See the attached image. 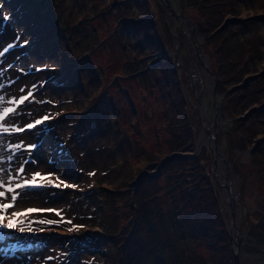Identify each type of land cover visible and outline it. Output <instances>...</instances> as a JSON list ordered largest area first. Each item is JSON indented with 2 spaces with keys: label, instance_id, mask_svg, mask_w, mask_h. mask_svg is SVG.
<instances>
[{
  "label": "rangeland",
  "instance_id": "1",
  "mask_svg": "<svg viewBox=\"0 0 264 264\" xmlns=\"http://www.w3.org/2000/svg\"><path fill=\"white\" fill-rule=\"evenodd\" d=\"M168 1L174 12L162 0H0V13L8 17L0 22V112L5 107L15 109L6 122L0 121L8 128L0 130V178L15 188L39 172L38 186L16 190L15 207L45 209L16 219L24 221L16 229H0L5 236L0 240V264H178L174 257L187 243L208 257L211 251L205 247V237H189L190 226L197 224L195 217L183 218L179 201L175 204L166 194L167 187L179 181L178 176L168 175L180 168L201 169L213 185L228 235L227 193L212 173V149L195 111L191 81L176 63L194 74L190 79L199 92L207 131L213 139L216 129L218 148L227 159L226 171L217 157L216 173L234 195L242 234L239 244L251 254L264 256V244L244 223V216L254 218L264 212V187L251 182L248 158L251 149L259 154L258 146H264V81L258 80L261 90L248 105L257 110L245 119L230 116L225 110L227 97L258 75L247 82L244 77L227 81L226 87L218 88L212 75L214 47L205 40L209 34L199 38L204 24L200 9L205 6L201 0ZM222 8L218 25L239 19L227 22L222 30L236 34L245 48L246 38L251 37L259 48L252 52L251 68L244 76L263 70L264 0H228ZM8 45L15 46L4 52ZM197 45L207 68L196 54ZM166 62L177 66L173 79L183 97L178 100L160 71ZM237 83L244 86L227 90ZM23 94L28 99L16 105ZM214 99L220 105L218 118ZM228 116L235 118L227 121ZM178 117L186 119L191 136L171 150L170 127L177 126L171 123ZM250 117L258 123V131L242 148L234 129L239 121L246 125ZM37 120L41 123L27 127ZM167 156L170 160L162 163ZM106 202L115 210H101L100 204ZM159 207L164 212H158ZM167 210L173 213L169 216ZM19 227L29 236H20L24 232ZM56 233L63 236L46 237ZM238 233L234 230L232 235L238 239ZM229 245L233 253L234 242ZM257 259L245 254L240 262L256 264Z\"/></svg>",
  "mask_w": 264,
  "mask_h": 264
},
{
  "label": "trees",
  "instance_id": "2",
  "mask_svg": "<svg viewBox=\"0 0 264 264\" xmlns=\"http://www.w3.org/2000/svg\"><path fill=\"white\" fill-rule=\"evenodd\" d=\"M199 2V0H196ZM228 0H214L212 3H208L206 0H201V4L205 7H202L201 16H204V24L200 27V32L203 34H209L205 39L207 43H211L214 47L213 54L216 62L215 70L213 73L216 76L217 81L219 82L218 88L226 87L225 83L228 82H237V80L242 79L247 72V69H250L249 62L254 56H251L258 50V45L252 44L251 37L246 38L248 48L244 47L242 41L238 36L233 37V32H227L226 30H219L216 33H210L213 28L218 25L223 18V3ZM236 1V0H235ZM208 3V4H207ZM251 20V19H250ZM199 32V30H198ZM259 38L256 39L259 43ZM156 42V40H155ZM251 44L254 46L251 48ZM259 51V50H258ZM254 52V53H252ZM258 54V52H257ZM249 56V59L246 57ZM258 55H256V58ZM161 67L163 73V80L165 82H169V85L172 86L174 91V100L175 98L180 99L183 98L181 96V92L178 90L176 86V81L173 79V68L174 65L172 63H164ZM258 80L264 81V75H258V79L248 84L244 89L238 88L233 94L232 97H227V105L225 106V110L230 113V116L238 117L239 114L243 113L251 104L252 100L255 99L261 88L258 85H261ZM258 82V85L256 84ZM258 86V87H257ZM184 120L180 117L176 119V121L171 124L177 125L175 128L170 127V142L168 146L171 150H175L177 146H182L186 144L188 138L191 136V132L189 131L188 123H184ZM182 121V122H181ZM240 123V125H239ZM238 123V128L234 129V135L236 137L235 140L238 143H242L243 147L245 144L250 141L251 138L255 136L258 131L257 122L251 119L246 125H243L241 121ZM180 124V125H179ZM230 136L231 131L228 132ZM235 147V146H233ZM259 150V154H257L255 149H251V153L249 155V167H251V171L253 172L251 175V179L254 185H259L260 187H264V167H262L264 162V146L261 145V148H257ZM263 157V159H261ZM262 163V164H261ZM197 165H193L194 169ZM180 168L179 166L176 168ZM175 169V170H176ZM181 169V168H180ZM179 169L178 173L168 175L169 178H173V175L178 176L179 181L171 184V188L167 187L166 194L174 198V203L176 204V200L180 203L179 210L183 211V218H186L188 215L195 217L196 228L194 226H190L191 233L189 237L192 236H204L205 237V247L211 251V254L208 257L199 255L196 253L194 244L187 243L185 247L179 251L178 256L174 257L178 264H207L209 261L211 264H235V258L232 255L230 243L231 239L229 235H227V231L225 226L222 225L223 221L221 215H219V210L216 203V196L214 194L215 190L212 184L203 177V174L200 170L195 169V171L190 172L186 171L182 168ZM172 172V170H170ZM176 172V171H175ZM190 172V173H189ZM188 173L190 176H188ZM255 173V174H254ZM195 175L197 176L195 178ZM177 179V180H178ZM180 180L183 181L180 184ZM169 189V190H168ZM100 199H104V197L100 196ZM172 201V202H173ZM177 201V202H178ZM140 204V203H139ZM101 210H105L107 212H112L115 210L114 206L111 203L106 202L102 203ZM135 205V204H134ZM136 206V205H135ZM158 206V205H157ZM176 206V205H175ZM258 208V207H257ZM104 215L107 213H105ZM158 212H164L163 208L159 207ZM173 213L172 210L169 212ZM261 214L255 215L254 218H250V216H244V223L247 225V230L252 232L261 243L264 244V212H260ZM178 215V213H176ZM190 239V238H189ZM157 261V260H156Z\"/></svg>",
  "mask_w": 264,
  "mask_h": 264
},
{
  "label": "water",
  "instance_id": "3",
  "mask_svg": "<svg viewBox=\"0 0 264 264\" xmlns=\"http://www.w3.org/2000/svg\"><path fill=\"white\" fill-rule=\"evenodd\" d=\"M162 2L164 3V4H166V8H168V10H169V12H171V11H173L174 12V10H173V8L171 7L172 5L169 3V1L168 0H162ZM255 17H257V18H260V16H258L257 14L255 15ZM254 17V18H255ZM234 20H236V21H238L239 19L238 18H234V19H229L228 21H223V23L221 24V25H218V27L216 28H214L213 29V31H212V33L213 32H217V31H219V30H221V29H223L224 28V25H226L227 24V22H230V21H234ZM169 28H170V26H169ZM172 33L174 34V36L175 37H177V35L174 33V31H172ZM205 35V33H203V35H201L199 38H203V36ZM174 37V38H175ZM178 45H179V43H178ZM178 45H177V47H178ZM177 47H175V49H176V51L178 50L177 49ZM196 49H197V51H196V54H197V56H198V58H199V50H200V48H199V45H197L196 46ZM199 52V53H198ZM176 53V52H175ZM175 53L173 54V59L172 60H174V58H175ZM200 59V62H201V64L203 65V66H205L206 68L208 67L206 64H205V62H203V60L201 59V58H199ZM175 61V60H174ZM176 62V61H175ZM177 64V66L179 67V69L180 70H183V72H185L186 73V76L188 77L187 78V80H190L191 81V83H190V86H191V90H193V92H194V96H195V99H194V101H196V110L195 111H197V113H198V120L201 122V125H202V127H203V131L206 133V136H207V138H208V141L207 142H209V144H210V147H211V152H212V161H211V163H212V166H213V171H212V173L214 174V177H215V179L217 180V183H219V185L220 186H222L223 187V189L226 191L225 193H227V196H226V200H227V204H228V209H229V214H230V224H231V228L229 229V233H228V235H229V237H230V239H231V241L232 242H234V245H235V250L233 251V256H234V258H235V263L236 264H241V262H240V258L243 256V255H247V256H249V257H252V258H255L256 259V257L258 258L257 259V261H256V264H264V256H261V255H257V254H251V253H249V252H247V250L244 248V246H242V245H240L239 243H240V241H241V238H242V234H241V230H240V227L238 226V224H237V214H235V208H234V203H233V201H234V195H233V193H231V190H230V188L228 187V185L225 183V182H223L222 180H220L219 178H218V175H217V173H216V171L218 170V168H217V164H216V160H217V157L218 156H220V158H221V161L222 162H224V164H225V166H226V171H227V168H228V162L226 161L227 159L225 158V156H224V154L220 151V149L218 148V143H217V139H216V129L215 130H213L214 132H213V135H214V137H213V139H211V137H210V134H209V131H207L208 130V125L206 124V121H204V116H203V112L200 110L201 108H200V100H199V95H198V90H194V87H193V82H192V80L190 79V78H193L194 77V74H192L191 72H189L188 70H186L185 68V66H182V65H180V64H178V63H176ZM264 73V69L263 70H261V71H259V72H257L256 74H253V75H247V76H244V78H243V80L245 81V82H247V80H251V79H254V78H257V75H261V74H263ZM212 75H213V79L215 80V82H216V80L217 79H215L216 78V76H215V74L214 73H212ZM242 87V86H244L243 84H239V83H237V85H234L233 87H231L230 89H228L227 88V90H229V91H234V90H236L237 89V87ZM214 93V92H213ZM221 95H223V94H221ZM214 102H215V110H216V115H217V118H218V112H219V108H220V105H219V101L218 100H215L214 99ZM249 109H247L243 114H239L238 115V119L240 118V119H245V118H247L248 116H249V114L250 113H253V112H255L256 110H257V108L256 107H248ZM231 118H235V117H230V116H228V118L226 119L227 121L229 120V119H231ZM261 139H263V141H264V138H262L261 137ZM179 154L177 153H174L173 154V156H178ZM170 160V157L169 156H167V158L162 162V163H164V162H166L167 160ZM161 163V164H162ZM234 230H235V232H239L238 233V235H239V238L238 239H236V237H234L232 234L234 233ZM24 235L25 236H29L28 234H26V233H24ZM23 235V236H24ZM61 237L60 235H58V234H56L55 236H51V237ZM46 237L48 238V236L46 235ZM231 251H232V249H231Z\"/></svg>",
  "mask_w": 264,
  "mask_h": 264
},
{
  "label": "snow or ice",
  "instance_id": "4",
  "mask_svg": "<svg viewBox=\"0 0 264 264\" xmlns=\"http://www.w3.org/2000/svg\"><path fill=\"white\" fill-rule=\"evenodd\" d=\"M8 20L7 16H4L2 13H0V22H6ZM19 39V37H17ZM24 43L26 44L27 41L25 40ZM15 45H8L5 49L4 52H7L9 48L14 47ZM0 55H3V52H0ZM35 87V85L33 86ZM23 91V89H21ZM28 96H31V93L28 94ZM28 96L20 97L19 102L23 103L26 99H28ZM2 100V98H0ZM15 109L12 108H4L2 112H0V121H5V118L9 115V113L14 112ZM44 119H47V117H44ZM6 122V121H5ZM41 121L37 120L35 121V124H29L27 125L28 128L34 127L36 124H40ZM0 130L7 132L8 128L4 127V125L0 124ZM17 131H23V129H17ZM29 148H35L36 145H29ZM11 159V157H9ZM20 171H24L23 168L20 169ZM41 174L39 172H35L32 176L31 180H25L23 185L21 184H16L15 188L12 187V185L7 184L6 180L0 178V187H6L7 192L5 191H0V198H5L7 197L9 202L7 203H0V229H16L19 224H23V220H16V217H19L21 215H26L32 212L36 211H44L45 209H36V208H27L23 213L21 212H16L12 211L11 213H8V209H12L16 206L17 200H18V193L17 189L23 188V187H35L38 186L36 183V177L40 176ZM10 194V195H9ZM52 211V210H49ZM5 218H8L9 222L5 223ZM39 223H48L52 224L54 221L48 220V221H39ZM20 232H24L25 228L24 227H19L18 229ZM28 231H32L31 228L27 229ZM5 239V236L0 235V240ZM12 247H19V245H13Z\"/></svg>",
  "mask_w": 264,
  "mask_h": 264
},
{
  "label": "bare ground",
  "instance_id": "5",
  "mask_svg": "<svg viewBox=\"0 0 264 264\" xmlns=\"http://www.w3.org/2000/svg\"><path fill=\"white\" fill-rule=\"evenodd\" d=\"M28 94V93H27ZM24 96H26L25 94H23L22 95V97H24ZM18 102H19V99H17L16 100V105H18ZM5 108H7V107H5ZM10 108V107H9ZM3 110V109H2ZM6 189V188H5ZM5 189H2V188H0V191H5V192H7ZM0 199H3V198H0ZM4 200V199H3ZM3 200H0V203H3ZM5 200H7V199H5ZM24 207H22V206H18L17 208L15 207V211L16 212H21V213H23L24 211H25V209H23ZM20 218L21 217H23V215H21V216H19ZM19 217H16L15 219H18ZM67 231V230H66ZM48 233H50V232H55V231H52V230H48L47 231Z\"/></svg>",
  "mask_w": 264,
  "mask_h": 264
},
{
  "label": "flooded vegetation",
  "instance_id": "6",
  "mask_svg": "<svg viewBox=\"0 0 264 264\" xmlns=\"http://www.w3.org/2000/svg\"><path fill=\"white\" fill-rule=\"evenodd\" d=\"M172 64H173V63H172ZM174 66L177 67L175 64H174ZM187 78H188V77H186V80H187ZM189 86H190V85H189ZM190 88H191V86H190Z\"/></svg>",
  "mask_w": 264,
  "mask_h": 264
}]
</instances>
